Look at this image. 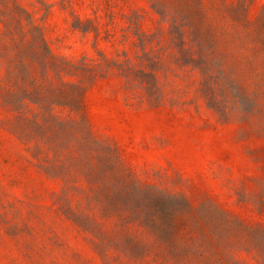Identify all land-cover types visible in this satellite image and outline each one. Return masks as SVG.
Wrapping results in <instances>:
<instances>
[{
  "label": "rangeland",
  "instance_id": "1",
  "mask_svg": "<svg viewBox=\"0 0 264 264\" xmlns=\"http://www.w3.org/2000/svg\"><path fill=\"white\" fill-rule=\"evenodd\" d=\"M0 264H264V0H0Z\"/></svg>",
  "mask_w": 264,
  "mask_h": 264
}]
</instances>
